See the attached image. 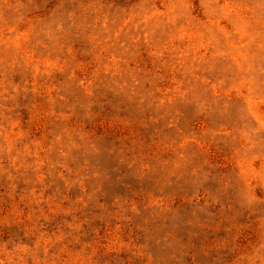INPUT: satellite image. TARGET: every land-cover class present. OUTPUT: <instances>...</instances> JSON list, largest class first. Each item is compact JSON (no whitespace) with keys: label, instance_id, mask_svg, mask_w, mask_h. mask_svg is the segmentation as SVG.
<instances>
[{"label":"rangeland","instance_id":"1","mask_svg":"<svg viewBox=\"0 0 264 264\" xmlns=\"http://www.w3.org/2000/svg\"><path fill=\"white\" fill-rule=\"evenodd\" d=\"M0 264H264V0H0Z\"/></svg>","mask_w":264,"mask_h":264}]
</instances>
